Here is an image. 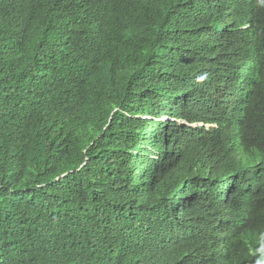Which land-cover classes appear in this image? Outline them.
<instances>
[{"label": "trees", "instance_id": "1", "mask_svg": "<svg viewBox=\"0 0 264 264\" xmlns=\"http://www.w3.org/2000/svg\"><path fill=\"white\" fill-rule=\"evenodd\" d=\"M196 253L264 263V0H0V264Z\"/></svg>", "mask_w": 264, "mask_h": 264}, {"label": "clouds", "instance_id": "2", "mask_svg": "<svg viewBox=\"0 0 264 264\" xmlns=\"http://www.w3.org/2000/svg\"><path fill=\"white\" fill-rule=\"evenodd\" d=\"M91 3L92 2L86 4L83 7V9L89 7ZM99 22H100V17L98 18V21H97L98 31H99ZM199 35L200 33L196 35L195 31H192L189 34V38L191 40L194 39V41H196ZM95 38H97L96 34H95ZM208 40L215 42L217 44H220L213 36L208 38ZM173 43H176V42H173ZM176 45L178 46L177 60L188 68L191 62V55L189 52V48L191 45L189 44L184 45L182 41L177 42ZM210 47L213 51H220V52L222 51L221 48L218 49V47H213V46H210ZM161 119H165V118L161 117L159 118V121ZM163 121H167V119ZM201 126L202 124L193 123L190 127L197 128ZM168 206L171 208V211L168 217V223L171 224L174 228L178 229L180 232L176 234L175 236H168L166 238L163 237L162 239H164V242H163L164 246H168L169 244L173 242H177V241L186 239L189 236H191L195 232V230L193 229V226L195 225L193 218L204 215L205 210H206V208L200 207V205L197 202H190L188 200V196H186L180 190L178 185H171V193L168 199ZM195 255L199 258L198 264L200 262H204L207 260V257L200 253H196Z\"/></svg>", "mask_w": 264, "mask_h": 264}, {"label": "rangeland", "instance_id": "3", "mask_svg": "<svg viewBox=\"0 0 264 264\" xmlns=\"http://www.w3.org/2000/svg\"><path fill=\"white\" fill-rule=\"evenodd\" d=\"M163 120H165V119H161L160 121H163Z\"/></svg>", "mask_w": 264, "mask_h": 264}]
</instances>
